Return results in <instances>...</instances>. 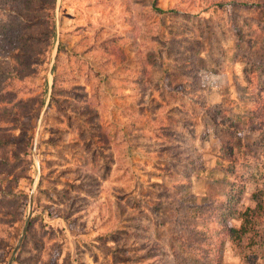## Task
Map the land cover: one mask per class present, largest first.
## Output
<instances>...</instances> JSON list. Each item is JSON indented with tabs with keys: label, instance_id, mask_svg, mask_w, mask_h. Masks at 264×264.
<instances>
[{
	"label": "rangeland",
	"instance_id": "rangeland-1",
	"mask_svg": "<svg viewBox=\"0 0 264 264\" xmlns=\"http://www.w3.org/2000/svg\"><path fill=\"white\" fill-rule=\"evenodd\" d=\"M240 1L0 0V264H264L258 237L185 252L258 205L264 227V11Z\"/></svg>",
	"mask_w": 264,
	"mask_h": 264
},
{
	"label": "trees",
	"instance_id": "trees-1",
	"mask_svg": "<svg viewBox=\"0 0 264 264\" xmlns=\"http://www.w3.org/2000/svg\"><path fill=\"white\" fill-rule=\"evenodd\" d=\"M236 2V1H234ZM241 5L245 6L246 8L256 9L260 12L264 11V0H243L239 2ZM53 39L56 36V30H55V24H53ZM7 84H12L11 81H6ZM261 119H262V125L264 130V105L261 108ZM226 118L224 115L219 116V124L220 127L224 130H228V132L233 133V135H236L238 132V129H236L234 126L230 125L229 122L225 120ZM263 209V205H258L257 210L255 209H248L245 211V213L242 214V223L236 227H230L229 225H224L222 227V230L218 231L214 235H211L209 237L198 238L195 239V235L193 234L192 240L190 239V244L186 247L185 252L195 253V250H191L192 245H196L198 247H214L218 244H224L226 242L230 243L231 246H234V243L236 241H239L243 238L247 237H258L259 238V246L264 247V227H262L263 219L261 215L258 213V210ZM194 229H197L196 227ZM238 252V251H237ZM205 257H203L201 260L207 262L209 258V253L207 251H204ZM239 253V252H238ZM241 254V253H239ZM175 256V255H174ZM176 258V257H175ZM176 260V259H175Z\"/></svg>",
	"mask_w": 264,
	"mask_h": 264
}]
</instances>
